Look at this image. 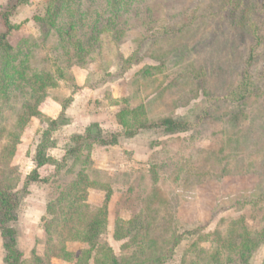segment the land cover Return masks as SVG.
Instances as JSON below:
<instances>
[{"label": "rangeland", "instance_id": "374dc122", "mask_svg": "<svg viewBox=\"0 0 264 264\" xmlns=\"http://www.w3.org/2000/svg\"><path fill=\"white\" fill-rule=\"evenodd\" d=\"M237 4L0 0V187L17 195L20 264H264V0ZM43 136L63 166L29 182Z\"/></svg>", "mask_w": 264, "mask_h": 264}, {"label": "trees", "instance_id": "16d2710c", "mask_svg": "<svg viewBox=\"0 0 264 264\" xmlns=\"http://www.w3.org/2000/svg\"><path fill=\"white\" fill-rule=\"evenodd\" d=\"M242 4L244 5V13L246 15H249L248 13H250L252 11V3L253 0H238V4ZM237 4V5H238ZM239 8V7H238ZM230 10L224 13L222 22L224 23V19H226V22H229V18L232 17L234 10L236 11L237 8L235 7H230ZM242 10V9H241ZM233 12V13H231ZM6 20V19H5ZM246 20L243 19L242 16H239V20L237 22V24L241 27H245L246 25ZM5 26L7 29L6 33H2L0 35V50L4 51V56L8 57L10 56L8 54L9 49L12 48V46L10 45V43L7 41V36L9 33V29L10 27L7 26V21H5ZM249 53V58H252V56H254V46L252 48H250V50L248 51ZM243 74H248V69L246 68L243 72ZM249 77V75H248ZM244 78V77H243ZM243 80V79H242ZM251 87L253 85H250ZM250 86H245L244 90L242 92H249L250 90ZM239 86H236V89H238ZM62 115H59L56 119L52 120L49 124L48 127L44 133V135H47L49 130L52 129V127H54L57 123V120L61 117ZM159 126H162L164 128V130L167 131H173L176 128H185L187 123L186 122H179L176 121L170 117H165L163 119H161L159 121ZM90 131V130H89ZM131 134V133H128ZM87 136H85L86 138ZM84 136L82 135H76L75 136V140H76V147L73 148L74 151H77L80 147V144L84 141ZM41 142L38 143L37 148H36V153L34 155V161L36 163L35 167L33 168V170L30 172L29 176L27 177V181L31 182V181H42L44 182L46 179L44 177H41L40 173H39V168L42 167L43 165L49 163L52 164L55 168V172H57L62 166H63V162L65 157L62 158V160H55L54 158H51L49 156L46 155V148H47V144L45 143V136H43L40 140ZM94 142H105L104 140L100 139L99 136L98 137H94ZM17 195L12 194L10 192L5 191L4 189H2L0 187V223H1V237L3 239V247H4V251H5V262L6 264H20L21 261V253L19 252L18 248H17V244H16V238H15V229L13 226H11L10 224H8L10 221L15 220V209L17 206ZM102 216H105V210L100 212L99 217H97V220H95L94 222H92L90 224L89 227V231H88V237L89 240L91 241V249L94 246V243H92L93 240L96 239V237L98 236V233L101 230V227L104 225V221L101 218ZM261 239L262 241H264V229L261 231ZM261 241V242H262ZM151 243H155L154 241H151ZM93 245V246H92ZM242 255H245V251H241ZM111 258V264H119L118 260L115 259L113 256H110ZM162 256H158L156 254H154L153 260H161ZM150 258H147L148 261H153V260H149ZM147 261V262H148ZM146 262V261H143ZM140 264L141 261H140ZM147 264H151V263H147Z\"/></svg>", "mask_w": 264, "mask_h": 264}]
</instances>
